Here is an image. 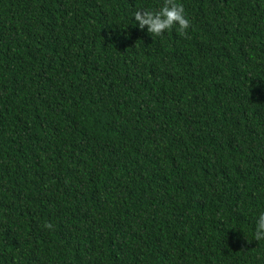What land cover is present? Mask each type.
Instances as JSON below:
<instances>
[{"label": "trees", "instance_id": "trees-1", "mask_svg": "<svg viewBox=\"0 0 264 264\" xmlns=\"http://www.w3.org/2000/svg\"><path fill=\"white\" fill-rule=\"evenodd\" d=\"M176 2L0 0V264H264V0Z\"/></svg>", "mask_w": 264, "mask_h": 264}, {"label": "clouds", "instance_id": "clouds-1", "mask_svg": "<svg viewBox=\"0 0 264 264\" xmlns=\"http://www.w3.org/2000/svg\"><path fill=\"white\" fill-rule=\"evenodd\" d=\"M133 16L141 30L147 26V31L152 37H159L174 26H178L177 30L181 35H185L186 30L191 26L185 16L184 6L176 0H164L163 6L158 10H137ZM44 228L52 229L53 225L45 223ZM253 239L256 241L264 239V213L258 217Z\"/></svg>", "mask_w": 264, "mask_h": 264}]
</instances>
